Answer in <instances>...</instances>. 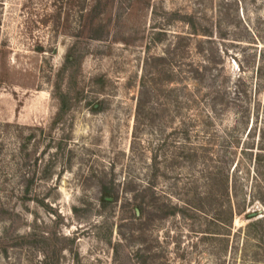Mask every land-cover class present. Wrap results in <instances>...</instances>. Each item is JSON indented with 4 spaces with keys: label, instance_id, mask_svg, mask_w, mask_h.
<instances>
[{
    "label": "rangeland",
    "instance_id": "rangeland-1",
    "mask_svg": "<svg viewBox=\"0 0 264 264\" xmlns=\"http://www.w3.org/2000/svg\"><path fill=\"white\" fill-rule=\"evenodd\" d=\"M261 65L264 0H0V264H264Z\"/></svg>",
    "mask_w": 264,
    "mask_h": 264
},
{
    "label": "trees",
    "instance_id": "trees-1",
    "mask_svg": "<svg viewBox=\"0 0 264 264\" xmlns=\"http://www.w3.org/2000/svg\"><path fill=\"white\" fill-rule=\"evenodd\" d=\"M65 60H66V62L67 63H69L71 60H73V57H72V55H67L66 57H65ZM255 74H256V78L260 81V79L262 78V76H263V74H264V66L263 65H261V66H258L257 68H256V70H255ZM260 85H258V87H259ZM237 94H239L240 92L239 91H237L236 92ZM61 103H62V105L63 106H65V102L64 101H61ZM63 106H61V109L62 110H64L63 108ZM210 182H211V185L213 186V185H215V184H219L220 185V191L221 192H226V189H227V183H226V181H224V180H222V179H214V178H211L210 179ZM211 195H212V190H210L209 192H208V198L209 197H211ZM109 196H110V193H109V191L107 190V189H105V191H104V193H103V198H101V205H102V207H106L109 203H108V198H109ZM240 213V212H239ZM242 213V212H241ZM21 239V238H20ZM30 242H33L34 244H39V243H43L44 245H46V242H47V240H45V239H41V238H34V237H31V241ZM46 248H44V250L45 251H47L48 252V249H49V247L48 246H45ZM51 258V256L48 258V260ZM48 260H46V262L48 263L49 261ZM48 264H50V263H48Z\"/></svg>",
    "mask_w": 264,
    "mask_h": 264
}]
</instances>
